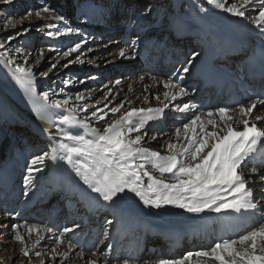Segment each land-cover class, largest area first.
<instances>
[{"label":"bare ground","instance_id":"6f19581e","mask_svg":"<svg viewBox=\"0 0 264 264\" xmlns=\"http://www.w3.org/2000/svg\"><path fill=\"white\" fill-rule=\"evenodd\" d=\"M38 2L40 6L43 4V0ZM59 7L64 8L66 16L61 15L65 17L64 20L57 22L58 27L61 29L65 26L78 28L80 34L74 33L69 36L52 38L40 32L42 42L44 41L50 49L54 50L46 51L49 61H41L35 66L34 71L38 74L49 65L47 63L54 60L51 56L55 51L61 52L78 42L81 43V49L61 60L64 64L68 60L79 57L73 64V68H64L59 64L50 77L62 80L66 74L72 72V81L63 88V91L60 89L55 91L56 85L51 82L44 83L36 75L33 86L35 93L49 91L50 100L58 99V97L64 98L67 94L73 97L75 104H79L80 102L74 100L75 95H84L89 97L84 101L90 106L89 112L95 107L105 108L102 114L108 116L110 121L119 118V115L127 111L129 107H158L161 105L154 99V96L159 95L163 100V93L166 89L163 88L162 82L167 80L171 74H173L172 77L177 76L181 65L193 53H199V55L193 61L189 73L184 74L185 79L180 81L189 89V95L178 97L172 103L196 105L195 111L198 113L201 110H215L223 106L236 107L239 103H245L251 97L249 93L251 88L264 92V77L258 82L254 78H249L244 71V65L236 62L235 59L229 65L238 74V80L235 79V85L231 89L226 85L221 87L223 97H219L216 104L211 105V100L218 87L214 90L206 89L199 94L201 89L197 87L198 67L206 48L218 54L216 61L220 64H228L226 61L228 57L222 49L221 42L226 41L231 44L242 39L245 45L231 54L239 60L246 59L252 54L251 47L256 48L259 43H264V37L259 35L248 19L232 17L227 13L214 10L206 4V0H66V3L62 5L59 1ZM260 7L259 3H255L246 16L255 15ZM202 8L207 11H201ZM145 9H150V12L142 15ZM74 11H76V17L69 20L68 18ZM173 20L176 21L175 24L172 23ZM43 22L44 20H41V24ZM110 39L115 40L111 42ZM84 40L87 42L84 43ZM131 40H136L139 46L135 58H118L120 49L131 51L128 48V42ZM91 46H94V49L86 50ZM110 51L112 55H106ZM14 58L19 63V58L17 56ZM109 58H113L111 62H105ZM28 59L31 65L33 58ZM80 60L84 63L81 64ZM89 77H94V79H89ZM140 77L144 79L141 81ZM75 79L78 80L75 81ZM79 79L84 82L79 83ZM117 80L120 81L119 84L115 83ZM113 85H115L114 88H112ZM16 86L17 92L0 78V209L7 210L4 214L0 213V225H3L0 227V252L13 243L14 232L11 228L13 224L19 223L20 233L25 236L31 257L37 258L34 255L36 250L43 253L42 260L32 263L31 259V264H60L59 257L55 261L51 259L50 250L52 247H57L52 240V234L43 233L44 239L37 249H33L32 245L38 239L37 234L33 233L29 239L24 224L27 222L29 225L34 224L41 228L53 227L56 234H59L64 227H74L79 224L80 227L75 233L66 235V239L70 236L75 244L70 252V258L64 263L85 264L88 260L86 251L94 250L102 264L103 253L110 243L112 246V251L109 253L110 264H116V261L122 258H130L136 264L142 262L145 264L143 259L147 257L150 259L146 261V264H152L156 258L180 257L188 251L209 246L222 237L228 238L241 234L255 222L251 214L236 218L234 213L193 215L171 206H165L159 210L151 209L143 206L131 195L115 207L93 211L88 208L85 196V193L90 190L75 176L73 168L62 161L56 163L46 161L44 171L36 174L37 179L34 181V186L27 189L28 195L25 196L23 180L28 162L34 156L48 150L53 140L60 139L57 127L61 125L60 114L55 111H51L48 118H41L34 108L31 97L26 96L19 85L16 84ZM109 89L112 90L113 95L105 101L104 96ZM231 95H233V100H236V95H238L240 102L229 100ZM145 98L148 100L147 103H145ZM128 100L132 103L126 104L121 113L115 116L109 113L105 106L106 104L115 106ZM257 111H260L259 105ZM76 114L80 117L87 115L79 108ZM192 114V112H175L170 106L165 110L163 119L157 122L155 128L149 125L145 146L166 154L164 145L169 135L173 134L175 127H179ZM90 123L92 127L100 128L104 124L103 121L97 122L94 118ZM15 124L17 125L14 126ZM153 135L157 136L156 140H151ZM152 174L158 175L155 172ZM54 175L67 184L71 183L72 186L68 189L52 186L51 178ZM249 186L253 187L254 198L259 201L264 210V199H262L264 186H261L258 181ZM48 195L52 196L47 200ZM16 203L20 207L17 211H13ZM54 203H57V206L53 208V212L49 211L48 209L51 205L54 206ZM5 213H11V215L6 216ZM47 213L51 215L49 218H46ZM256 215L258 217L259 213ZM127 216H132L143 223H152L155 231H162L161 237L149 232L145 234L144 251L141 255L138 250L141 229H138L137 233H131L122 242H117L118 231L115 230V226L125 221ZM107 219H112L113 224L106 225ZM105 227L108 229L109 239H104L102 235ZM178 227L181 233L178 231L177 234L181 235L182 241L181 245L176 246L175 253H172L174 241L170 239V235L171 231ZM167 244L171 245L170 249L166 247ZM23 247L24 245L21 250ZM57 250L65 249L64 246H59ZM82 250L85 253L83 259L78 256ZM16 255V252L13 253L11 258L15 259ZM90 258L96 257L89 256ZM6 259L7 256H1V263L9 264L10 259L7 261ZM24 259L29 260V257H24Z\"/></svg>","mask_w":264,"mask_h":264},{"label":"snow or ice","instance_id":"6c2138e0","mask_svg":"<svg viewBox=\"0 0 264 264\" xmlns=\"http://www.w3.org/2000/svg\"><path fill=\"white\" fill-rule=\"evenodd\" d=\"M3 3L11 4L12 0H3ZM255 3H259L261 7L255 15L246 16ZM206 4L232 17L248 19L259 35L264 37V0H206ZM201 11L206 12L207 9L202 8ZM148 12L150 9H145L141 14L146 15ZM43 14H48V19L45 20ZM33 15L39 20H44L42 24L36 25L35 31L42 32L46 37L80 34L78 28H59L57 22L64 20V17L55 14V9L47 4L31 9L22 16L0 21L5 30L8 27L13 29L11 35L0 37V65L9 70L14 82L26 96L31 97L41 118H48L51 111L60 114L61 126L57 127L60 139L53 140L48 150L28 162L23 180V194L28 195L27 189L34 186L36 174L44 171L46 161H62L73 168L75 176L91 193L96 194L97 203L104 202L101 206L115 207L131 195L143 206L157 210L171 206L193 215L234 213L236 218L251 214L255 222L243 233L228 238L222 237L209 246L188 251L180 257L156 258L152 264H264V210L254 198L253 187L249 186L257 181L264 186V114H261L264 112V92L250 97L247 102L239 103L236 107L223 106L215 110H201L198 113L195 111L196 105L172 103L178 97L189 95V89L180 81L185 79L184 74L189 73L193 61L199 55L193 53L181 65L177 76L162 82L163 88L166 89L163 100L159 95L154 96L161 106L129 107L120 114L126 104L130 105L132 101H122L115 106L106 104L108 112L113 116L120 114L119 118L110 121L108 116L102 114L105 108L95 107L89 112L90 106L84 103L89 97L84 95L76 94L74 100L80 103L75 104L73 97L67 94L62 99L50 100L49 91L35 93L33 86L37 73L34 68L41 63L44 49L39 50L30 65V53L17 49V52L24 56L22 62L17 63L7 48V44L12 40L33 30L31 25L23 26V21ZM172 23L175 24L176 21L173 20ZM18 25L20 30L16 31ZM86 42L84 40V43ZM128 48L131 51L120 49L118 58H135L139 48L136 40L129 41ZM80 49L81 43H75L69 46L62 56L69 57ZM260 54L264 58V47H261ZM78 59L79 57L68 60L61 67L74 64ZM79 62L84 63L83 60ZM58 63L59 61L50 64L48 70L39 72V75L47 77L48 71L56 69ZM140 79L142 81L144 78ZM115 83L119 84L120 81ZM112 95V90L109 89L104 100L107 101ZM147 102L145 98V103ZM258 105L260 111H257ZM170 106L175 112L193 114L179 127H175L174 133L169 135L165 142L166 154H162L146 147L145 138L148 136L149 125L155 128ZM77 108L87 115L77 116ZM93 118L97 122L103 121V127H92L90 121ZM156 139V135L151 137V140ZM153 172L158 175H153ZM113 222L112 219H107L105 224L111 225ZM24 227L29 239L33 233L37 234L38 239L32 245L33 249H37L44 239L43 233L52 234V240L57 247L51 248V259L55 261L59 257L60 264H64V261L70 258L75 244L70 236L66 239V235L75 233L80 225L64 227L59 234H56L53 227L41 228L27 222ZM20 228L19 223L12 225L11 231L15 233L12 239L24 245L22 255L29 257L28 264H31L30 250L26 246L25 236L20 233ZM102 235L104 239H109L107 227L103 229ZM59 246H64L65 250L58 251ZM111 251L112 246L109 243L103 253L102 264H110ZM34 255L40 258L43 253L36 250ZM84 255L83 250L78 253L81 259ZM89 256L96 258L86 260L85 264H101L95 251L90 250ZM116 264L136 262L130 258H122L117 260Z\"/></svg>","mask_w":264,"mask_h":264},{"label":"rangeland","instance_id":"374dc122","mask_svg":"<svg viewBox=\"0 0 264 264\" xmlns=\"http://www.w3.org/2000/svg\"><path fill=\"white\" fill-rule=\"evenodd\" d=\"M38 1L39 0H12L11 4H4L3 0H0V21H3L6 18H11L13 16H16V17L22 16L24 13L28 12L29 10L34 9V8H38L40 6V5H38V3H39ZM59 1H60L61 5L63 3H66V0H43L42 5L47 4L49 7L55 9V14H59V15L64 14L66 16V12L64 13V8L63 7L58 8ZM256 6L258 8V5H256ZM255 13H253V14H255ZM43 15H44V18L48 17V14H43ZM73 17H76V11L71 13V15L68 19L69 20H70V18L73 19ZM79 19H81V18L79 17ZM240 23H242V21ZM38 24H41V20L37 19L35 17V15L28 17L27 19H25L23 21V26L29 27V25H31L33 30L28 32L24 36H20L17 39L12 40L10 43L7 44V47H9L8 50H9L10 55H12L13 57L17 56L19 58V63L22 62L24 56L21 55L20 53H18L17 49H20L21 52H23V53H30L31 55L29 57L34 59L38 55L39 50L42 48V49H44V55L41 58V61H43V62L49 61L48 55H46V51L50 48H49V46H47L45 44L44 41L42 42L40 32L35 31V27ZM19 30H20V28L18 25L16 28V31H19ZM12 32H13V29L11 27H8V29L5 30L4 24L0 23V37H7V36L11 35ZM113 40H115V39H110L111 42ZM89 49H94V46L87 47L86 50H89ZM64 51H66V49L61 51V52L55 51V53H53L51 56L52 58H54V60L50 63H47L49 65H47L41 71L48 70L50 64L56 63L57 61H59V63L57 64V68L59 67V64H61V65L66 64L67 62L62 64V62H64V61H61L64 59V57L62 56V53ZM111 53L112 52L110 51V53H108L106 55L110 56V55H112ZM34 54H35V56L33 57ZM49 58H50V56H49ZM112 59L113 58H109L105 62L111 61ZM73 66H74L73 64H70L67 67L70 69V68H73ZM64 68H66V67H64ZM53 71H54V69L51 71H48L47 77H42L39 75V73L37 74V77L40 78V80H42L44 83L51 82L53 85H56L57 88L55 89V91H57L58 89L63 90V88L66 85H68L70 83V81H72V77H73L72 72H70L69 74H66L64 76V78H62V80H57V78H55V77L50 78L53 74ZM172 76H173V74L170 75V77H172ZM0 78L3 80V82H5V84H8L13 91L17 92L18 88L16 86V83L11 78L9 70L6 69L3 65H0ZM76 80H78V79H75V81ZM66 81L68 83H65ZM80 81H83V80L79 79L78 82L80 83ZM114 87H115V85H113L112 88H114ZM58 99H62V97H58ZM16 125L17 124H15L14 126H16ZM1 192H2V190H1ZM18 201H19V199H18ZM55 206H57V203H54V206L51 205L48 210L53 212V208ZM19 207H20V205H17V203H16L15 209L13 211H17V209ZM6 211H7L6 209H4V210L0 209L1 214H4V212H6ZM49 211H47V212H49ZM32 214L35 215L34 213H32ZM47 215L48 216H46V218H49L51 216L48 213H47ZM20 231H21V229H20ZM96 237H95V239H96ZM100 237H102V236L100 235ZM12 241H13V243L10 246L7 245L5 247V250L0 252V257L1 256H3V257L7 256L6 261L8 259H10L9 264H28L29 260H25L24 256L22 255V250H21L22 245L19 242L14 241L13 239H12ZM99 242H97V244ZM15 252L17 253V255H16L15 259H13L11 257L13 255V253H15ZM86 254L88 255L87 259H89V251H86ZM31 259H32V263H33L36 260H42V257L41 258H32L31 257ZM149 259H150V257L143 259L145 261V264H146V261H148ZM0 264H2L1 260H0ZM64 264H67V263H64ZM141 264H144V263L142 262Z\"/></svg>","mask_w":264,"mask_h":264}]
</instances>
